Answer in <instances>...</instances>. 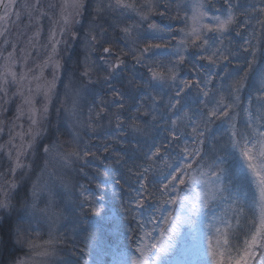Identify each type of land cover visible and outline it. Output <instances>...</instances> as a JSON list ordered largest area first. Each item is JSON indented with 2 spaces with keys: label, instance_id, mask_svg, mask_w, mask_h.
Masks as SVG:
<instances>
[{
  "label": "snow or ice",
  "instance_id": "obj_1",
  "mask_svg": "<svg viewBox=\"0 0 264 264\" xmlns=\"http://www.w3.org/2000/svg\"><path fill=\"white\" fill-rule=\"evenodd\" d=\"M143 31L157 35L141 40ZM262 43L264 0H0V209L23 195L20 206L49 222L47 239L24 223L0 227V264L10 256L11 264H42L37 257L54 254L63 240L55 233L61 212L52 186L70 188L60 169L75 162L83 173L87 158L99 160L101 152L138 186L124 207L137 221L133 264H147L150 249L164 250L165 232H174L179 219L160 206L187 202L194 211L224 196L223 168L206 155L211 140L239 153L252 196L237 192L226 204L209 253L216 264L230 252L231 230L244 223L235 259L248 256L254 264L258 251L264 264ZM153 173L163 177L155 190L147 183ZM184 188L191 195L180 196ZM79 192L87 209L98 212L83 186ZM148 200L158 202V215L145 231L136 217ZM20 249L28 251L16 255Z\"/></svg>",
  "mask_w": 264,
  "mask_h": 264
},
{
  "label": "rangeland",
  "instance_id": "obj_2",
  "mask_svg": "<svg viewBox=\"0 0 264 264\" xmlns=\"http://www.w3.org/2000/svg\"><path fill=\"white\" fill-rule=\"evenodd\" d=\"M162 26L167 25V20L158 21ZM175 25H173L174 27ZM157 34L143 31L139 34V39H154ZM129 64L131 65V60ZM70 64V62H69ZM264 64V43L257 55V65ZM126 78H131L130 72H125ZM261 77H257L258 86ZM120 83L116 87L120 88ZM129 95H135L134 90H129ZM111 99V97H108ZM194 103V99L191 101ZM50 122H55V117L50 116ZM223 132V127L218 126L217 134ZM7 137H4L6 140ZM3 140H0L2 143ZM217 142L211 140L206 145V155L209 162L218 163L223 168L222 181L226 187L224 196L211 201L207 207L202 204L194 211H190V205L184 202V206L178 201L177 204L160 206L162 214L171 213L173 219L179 217L176 223V230L172 233L165 232L168 237L163 251L150 249L147 256V264H215L213 257L209 253L208 241L215 237L216 229L224 225L227 212L226 204L230 203L231 198L239 192L241 195L247 194V199L252 196L251 186L246 173L245 166L239 153L232 148H218ZM39 148V144H38ZM119 149V146L117 145ZM42 154L37 152L33 164H38V158ZM100 159L94 160L88 157L85 172L79 171L80 164L73 163L72 167L60 169L61 174L65 175L72 182L71 187L65 189L62 185L52 186L54 207L61 212L59 223L55 226V233L62 237L63 242L54 245V254L49 257H37L42 264H133V258H139L136 252V240L134 230L137 228V221L129 217L125 211V203L130 202L133 192L129 189L138 190L135 182L128 181L130 175L121 165L114 163V157L109 153H99ZM127 159V157H126ZM131 163V161L129 162ZM139 163V161H137ZM96 169L100 171L97 172ZM119 179L123 186L118 185ZM163 177L157 173L150 174L147 181L150 187L155 190ZM100 187L97 188L96 185ZM24 182H21V186ZM80 186L84 187L86 194L92 200L93 206L99 209L98 212H91L86 204L82 202L79 192ZM20 187V186H18ZM26 191V187L24 189ZM180 196L191 195L187 188L181 189ZM24 196L15 197L14 206L9 209H0V227L6 231L14 229L18 223L29 225L28 230L40 232L41 238H48L49 222L37 214H29L27 207H21L20 202ZM46 202V196L42 198L40 205ZM158 202L148 200L141 203L137 209V220H143L145 231H150L156 223L155 217ZM135 208V202H132ZM152 219V222L149 221ZM159 221L157 230L152 232L155 240L159 236ZM247 234V226L242 223L237 225L229 233V253L221 255L216 264H251V259L244 256L235 259L243 246V240ZM141 234L136 232V237ZM152 240L149 239V243ZM27 249H20V254L27 252ZM223 247L220 252L223 253ZM249 251H252L251 248ZM19 255V254H18ZM258 251L252 252L254 264H260L259 258H255ZM15 259L10 256L9 264Z\"/></svg>",
  "mask_w": 264,
  "mask_h": 264
},
{
  "label": "trees",
  "instance_id": "obj_3",
  "mask_svg": "<svg viewBox=\"0 0 264 264\" xmlns=\"http://www.w3.org/2000/svg\"><path fill=\"white\" fill-rule=\"evenodd\" d=\"M20 253H21V252L18 251V252L16 253V255H18V254L21 255ZM9 258H10V257H9Z\"/></svg>",
  "mask_w": 264,
  "mask_h": 264
}]
</instances>
